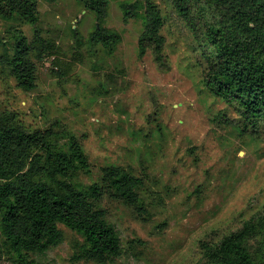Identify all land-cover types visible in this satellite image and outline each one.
<instances>
[{
	"label": "rangeland",
	"instance_id": "rangeland-1",
	"mask_svg": "<svg viewBox=\"0 0 264 264\" xmlns=\"http://www.w3.org/2000/svg\"><path fill=\"white\" fill-rule=\"evenodd\" d=\"M156 1L166 17L161 67L149 49L138 56L141 23L124 20L119 1L109 0L103 23L121 35L108 54L88 42L97 21L83 0H36L38 27L54 54L37 64L30 92L0 68V110L30 129L51 128L60 145L75 136L91 169L89 178L81 177L84 184L99 181L101 168L110 164L143 178L139 194L148 219L108 196L102 200L122 246L108 264H203L202 243H217L264 204V129L258 136L240 134L217 121L224 113L235 118V110L199 90L207 63L198 43L177 13ZM15 28L31 38L30 25L0 19V40ZM58 226L62 242L31 258L37 264H95L72 259L82 238ZM12 258L6 245L0 264H14Z\"/></svg>",
	"mask_w": 264,
	"mask_h": 264
},
{
	"label": "trees",
	"instance_id": "trees-1",
	"mask_svg": "<svg viewBox=\"0 0 264 264\" xmlns=\"http://www.w3.org/2000/svg\"><path fill=\"white\" fill-rule=\"evenodd\" d=\"M117 1L124 20L141 23L138 56L149 49L163 66L166 17L160 4ZM160 1L185 21L205 58L199 90L235 110V118L224 113L217 121L258 136L264 129V0ZM108 5L109 0H83L97 21L89 44L111 54L121 35L103 26ZM0 19L32 27L30 39L15 28L7 40H0V68L18 89L30 92L36 86L37 64L54 54L52 41L38 27L36 0H0ZM71 32L78 37L76 28ZM52 65L58 74L54 61ZM58 137L51 128L30 129L13 112L0 110V258L8 245L14 264H37L31 255L59 245L62 224L82 238L73 260L111 263L122 254V246L102 200L108 196L148 219L139 194L143 178L129 167L110 164L101 168L99 181L84 184L81 177L89 178L91 169L80 141L70 134L63 146ZM201 248L203 264H264V204L239 228Z\"/></svg>",
	"mask_w": 264,
	"mask_h": 264
}]
</instances>
